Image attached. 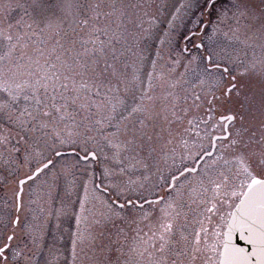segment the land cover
I'll list each match as a JSON object with an SVG mask.
<instances>
[{
	"label": "snow or ice",
	"instance_id": "6c2138e0",
	"mask_svg": "<svg viewBox=\"0 0 264 264\" xmlns=\"http://www.w3.org/2000/svg\"><path fill=\"white\" fill-rule=\"evenodd\" d=\"M149 7L148 3L131 4L125 0H0V95L4 96L0 99V121L10 126L4 129L7 135H0V144L9 142L11 128L20 130L16 133L17 142L23 141L26 145L29 136L39 139L36 134L47 135L45 130L51 128L61 146H77L83 152L76 164H87L90 159L98 161L103 148L99 147L96 135L89 134L92 128L88 123L82 129L78 125L69 129L66 135L57 130L61 121L73 119L75 124V113L68 109L77 103L81 89L93 87L97 95H100L101 87L112 94L109 96L110 111L95 124L100 125V129L115 127V132L103 137L109 147L116 149L111 157L115 164L122 163L121 152L131 151L139 156L146 145L149 152L154 151L151 141L154 137L159 138L163 131H157L161 120L171 126L187 118L186 132L193 126L199 129L203 124V132H196L199 143L192 145L196 150L181 160L183 171L180 168L170 170L167 177L159 174L152 187L159 185L163 194L156 193L155 199L143 195L144 182L149 181L150 176L125 179L124 167L117 171L104 165L102 176L108 184L103 190H114L115 195L110 203L106 202L110 215H105L104 220L111 216L124 219L126 217L121 213L130 209L132 219L129 223L149 222L150 235L144 234L147 236L145 243L151 241L150 247L154 249L149 256L170 252L175 257L169 260L167 255H161L153 264H264V58L258 62L259 67L257 62L246 66L240 53L217 51L211 43L205 45L201 41L194 44L198 55L190 59L184 55L186 48L175 58L170 55L173 67L167 73L157 72L162 58L158 49L145 71L149 57L142 54L143 50L134 52L128 47L126 29H121L125 19L134 23L130 17L135 16L138 20L139 15L147 16ZM181 7L191 10L193 16L197 12L201 16L205 13L211 16L213 13L209 8H215V2L187 0ZM227 11L232 12L237 23L245 21L246 29L264 41V0H260L259 8L249 0H232L230 9L223 13L217 10V25L228 18ZM14 12L20 14L13 20ZM172 23L169 21L170 28ZM143 31L144 38H148L150 29ZM215 31L216 25L213 26ZM131 35L138 47L139 37L135 33ZM208 39L211 42L212 37ZM116 44H121L124 50L117 49ZM261 47L264 48V44ZM201 48L204 52H199ZM125 53L136 56L140 65L131 76L118 67ZM25 59L29 69L27 79L18 83L15 76L24 65L17 61ZM193 64L203 65L201 91L192 94L185 90L181 97L175 91L181 81L169 82V77L177 68L182 66L187 71ZM127 67L125 62L124 69ZM250 74L258 76L261 83L258 110L255 96L242 82ZM183 75L181 73V77ZM77 76L82 81L79 87L76 86ZM85 77L90 83L83 82ZM69 81L73 85L71 89ZM69 92L77 94L70 96ZM181 99L184 107H180ZM79 107L86 109L87 105L82 103ZM121 111L127 115H120ZM190 113L196 114L188 118ZM134 119H138V124L133 122ZM168 134L173 135L170 127ZM204 140L208 141L207 147ZM90 144L96 147L89 148ZM184 144L187 146V141ZM19 152V148H13L9 159L4 161L8 176L14 179L0 178L4 181L0 185L4 190V197L0 198V239L3 240L0 264H32L28 254L30 249L26 251L28 245L21 240L13 248L12 242L17 240L16 229L21 222L19 213L25 207V185L53 163L52 160L42 164L37 162L33 171L30 162L38 153L25 151V165L31 174L26 172L21 176L17 174L19 167H11L15 163L11 154ZM63 154L55 152L57 157ZM189 158L196 167L184 166L183 160ZM202 162L204 168L200 169L198 166ZM142 166L147 170V164ZM186 174L193 175L185 179ZM56 179L53 175V183ZM89 184L94 191L99 187L95 184L94 173L84 184L81 212L85 210ZM121 200L122 203L118 202ZM10 208L15 209L14 216ZM186 208L196 213L192 223L198 225L190 233L185 231L188 227ZM80 220L81 216L77 214L78 225ZM25 231L30 234V225H25ZM105 239L103 231L90 236V243L101 257L111 248L112 242L105 244ZM78 240L82 242L80 234L73 233V262ZM31 243L36 244L35 236ZM9 249L11 260L6 252ZM94 264H104V261L96 260Z\"/></svg>",
	"mask_w": 264,
	"mask_h": 264
},
{
	"label": "rangeland",
	"instance_id": "374dc122",
	"mask_svg": "<svg viewBox=\"0 0 264 264\" xmlns=\"http://www.w3.org/2000/svg\"><path fill=\"white\" fill-rule=\"evenodd\" d=\"M125 2L127 3L126 0ZM214 2L215 8H209V11L213 15L209 16L205 13V15L201 16L197 12L193 16L191 10L181 7L187 3V0H153L150 4L152 11H150V7L146 9L148 12L147 16L139 15L138 20L135 16L130 17L133 21L135 20V24L133 23V25L125 19L121 30L126 29V34L128 35L127 46L131 47L134 52L143 50L142 54L149 57L145 63V71L150 67L151 58L155 57L158 49L162 58L157 65V72L163 71L167 73L173 67L171 58H175L176 54L181 52L183 48L187 49L184 55L189 59L191 56L198 55L194 44H199L201 41L205 45L211 43V47L217 51L238 52L246 66L252 62H257V67H259L258 62L264 58V48L261 47L264 41H261L252 31L246 29L245 21L241 20L237 23L232 18L231 11H227L228 18L223 23L217 25V10L223 13L230 9L232 0H214ZM145 3L148 2L146 1ZM249 3L256 8L260 7V0H249ZM19 14V12H14L13 20L18 18ZM169 21L173 22L171 28L169 27ZM139 23L142 28L136 27V24ZM214 25H216L215 32H213ZM144 29H150V36L148 38H144ZM191 32L193 34L188 36ZM131 33H135L139 37L138 47L135 45ZM209 36L212 37L211 42H209ZM162 40L164 41L163 44L161 43ZM115 46L121 51L124 50L121 44H116ZM199 52H204V48H201ZM17 55L19 54L17 53ZM51 59L54 62L55 56ZM17 62L24 65L15 76L16 82L19 83L27 79V71L29 69L27 68L28 62L26 59ZM125 62L128 65L126 69H124ZM184 63H187V60ZM118 67L131 76L140 65L136 56L131 53H125ZM202 68V64L199 66L193 64L186 71L181 66L172 73L169 77V82L181 81L177 89H175L181 97L184 95L185 90L192 94L200 92V81L204 75L201 71ZM181 73H184L182 77ZM81 82V78L76 77L77 87H79ZM83 82L90 83L87 77L84 78ZM242 82L247 85L249 93L255 96L256 103L257 98H260L257 97V94L260 95L261 91L259 77L250 74ZM72 87V82L69 81V88L71 89ZM67 94L72 96V94L76 95L77 93L69 92ZM111 95V93H107V89L104 87L100 88V95L96 94L94 87L91 90L81 89L79 92L80 98L77 100V103L70 105L68 109L69 112L75 113V124L73 123V119H67L59 122L57 126V130L66 135L69 129L77 125L82 129L84 124L88 123L92 128V132L89 134L96 135L99 147L103 148V152L99 153L100 158L98 161L90 159L87 164L83 162L76 164V161L79 159V153L83 154V152L77 146H61L55 138V132L51 128L45 130L47 135L43 133L36 134L39 139L29 136L27 145L23 141L17 142L18 137L16 133L20 130L11 128L12 135L9 142L7 144H0V178L7 177L9 181L13 180L14 177L8 176L4 161L9 159V153L13 148H19L20 152L11 154V159L15 161L11 167H19L17 174L21 176L26 172L28 174L31 173L29 172V167L25 165V151L38 153L30 162L32 170L36 167L37 162L42 164L47 160L53 161L49 168L38 173L32 181L25 185V207L19 213L21 222L16 229L17 240L12 242L13 248L17 247L21 240L24 244L28 245L26 251L30 249L28 254L32 258V264H94V261L100 259H103L104 264H153V261L159 259L161 255H167L169 260L175 259L170 252L157 253L152 257L149 256V252L154 251V249L150 247L151 241L145 243L147 236L144 234L149 233L151 225L147 221L139 225L129 223L132 219L130 209L121 213L122 217H126L124 219L111 216L109 220H104L105 215H110L106 202L110 203L115 198V195L114 190L104 192L103 189L108 184V181L103 178L102 171L103 166L107 165L116 168L117 171L120 167H124L126 169L125 179L131 178L132 180H137L138 178L142 179L144 176H150V180L144 182L143 195L148 198H154L156 197V193L163 194L159 185L155 188L152 187L153 184H156L159 174L163 173L167 177L170 170L175 171L176 168H180L181 170L183 168L181 167L183 157L189 156L191 151L196 150L192 146L191 148L189 145L185 146L180 139L183 136L189 139L186 133L178 128L179 123L181 125L185 122V119L171 126L161 120L157 131H161V129L163 131L159 138L154 137L153 141H151L154 151L149 152V148L146 145L139 156L131 151L121 152L120 159L122 163L115 164L111 157L116 149L109 147L103 137L115 132L116 129L115 127L100 129V125L95 124L96 120L106 116L110 111L109 96ZM3 98L4 96L0 95V99ZM82 103L87 105L86 109L79 107ZM256 104L259 107V104ZM21 106H23V101H21ZM184 106V102L181 99L180 107ZM120 115H127V112L121 111ZM85 117H87V120L84 119ZM190 117L191 113L188 118ZM257 119L259 120V116ZM117 120H119V115L117 116ZM115 122L113 121V124ZM133 122L138 124V119H134ZM169 127L173 130L172 136L168 134ZM5 128H10V126L4 121H0V135H7L4 131ZM98 129L99 131H97ZM176 133H179V135ZM21 135L25 134L21 133ZM120 139H123V137H120ZM203 143L207 147L208 141L204 140ZM93 147H96V145H89V148ZM70 149H74L76 152L68 153L67 150ZM59 150L64 154L57 157L55 156V152ZM105 156L108 159H105ZM143 164H147V170L142 166ZM183 164L184 166L191 167L194 162L189 158L183 160ZM198 167L203 169L204 162ZM91 173L95 174V184H98L99 187L94 191L92 185L89 184L85 210L81 212L80 201L85 195L84 184L89 180ZM53 175L57 177L54 183L52 181ZM192 175L186 174L185 179H190ZM3 183L4 181L0 179V185ZM29 192H31V195H29ZM3 197L4 190L0 188V198ZM29 200L32 203L29 204ZM118 202L122 203L123 201ZM0 207H2V203H0ZM193 208H195L194 205ZM9 211L13 216L15 215V209L10 208ZM185 211L188 212V227L185 231L190 233L195 227H198L197 224L192 223L193 219L196 218V213L189 211L187 208ZM77 214L81 216L79 225L77 224ZM97 220H100L101 223L97 224ZM26 224L30 225V234L29 231H25ZM9 228L11 229V226ZM101 231H103L106 238L105 244H108L109 241L112 242L110 250L105 251L103 257L98 254V251L90 243V236L98 235ZM77 232L80 234L82 242L81 240L77 241L76 259L73 262V233ZM32 236L36 237V244L31 243ZM2 243L3 240L0 239V244ZM20 246L22 247L23 245L21 244ZM157 247H159V244H157ZM6 252L9 260H11V249L6 250ZM208 255L212 256L211 253Z\"/></svg>",
	"mask_w": 264,
	"mask_h": 264
},
{
	"label": "flooded vegetation",
	"instance_id": "af4514ba",
	"mask_svg": "<svg viewBox=\"0 0 264 264\" xmlns=\"http://www.w3.org/2000/svg\"><path fill=\"white\" fill-rule=\"evenodd\" d=\"M257 97H260L259 94H257ZM257 102L259 104V100L260 98H257ZM255 103V104H256ZM207 107V105H205V108ZM256 109L258 110L259 107L258 105L256 104ZM203 111V110H202ZM196 113H191V115H195ZM259 116V113L257 111V117ZM256 127L258 128V119H257V123H256ZM203 129H204V125L203 124H200L199 125V129H197L195 126L192 127V130L191 131H187L189 134H187L186 136L189 137V139L185 138L184 136L181 137V141L183 142L184 144V141H187V145H189V147L191 148V146L193 145L194 142H197V144L199 143V138L196 136V132L197 131H201L203 132ZM218 134V133H217ZM259 137V133L257 135V138ZM185 145V144H184ZM208 150H211L210 148H208Z\"/></svg>",
	"mask_w": 264,
	"mask_h": 264
},
{
	"label": "trees",
	"instance_id": "16d2710c",
	"mask_svg": "<svg viewBox=\"0 0 264 264\" xmlns=\"http://www.w3.org/2000/svg\"><path fill=\"white\" fill-rule=\"evenodd\" d=\"M127 1V3H140V4H143V3H145L146 1L149 3V4H151L152 2H153V0H126ZM150 11H152V8L150 7ZM149 19H151V18H149ZM128 20V19H127ZM143 20V19H142ZM144 21V20H143ZM147 21H148V18H147ZM134 24H135V20H134ZM140 24V23H139ZM132 25H133V23H132ZM140 28H142V26L140 25ZM77 78H80L79 76H77ZM73 95V94H72ZM94 97H95V99H96V96L94 95ZM188 127V125H187V118H185V122L184 123H182L181 125H180V123H179V129H181L183 132H185L186 133V135L187 134H189L188 132H186V131H184V129L185 128H187Z\"/></svg>",
	"mask_w": 264,
	"mask_h": 264
},
{
	"label": "water",
	"instance_id": "95a60500",
	"mask_svg": "<svg viewBox=\"0 0 264 264\" xmlns=\"http://www.w3.org/2000/svg\"><path fill=\"white\" fill-rule=\"evenodd\" d=\"M210 151H211V150H210ZM59 152H60V151H59ZM70 152H73V151H70ZM79 156H82V154H80ZM47 161H48V160H47ZM47 161H46V162H44V163H47ZM196 166H197V165H194L193 167H196ZM34 170H35V169H34ZM34 170H33V171H34ZM30 174H31V173H30ZM30 174H29V175H30ZM239 243H241V244H242L243 242H239ZM249 250H251V249H250V246H249Z\"/></svg>",
	"mask_w": 264,
	"mask_h": 264
}]
</instances>
